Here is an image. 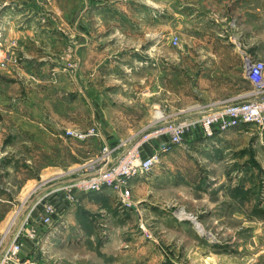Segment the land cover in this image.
Masks as SVG:
<instances>
[{
    "label": "rangeland",
    "instance_id": "rangeland-1",
    "mask_svg": "<svg viewBox=\"0 0 264 264\" xmlns=\"http://www.w3.org/2000/svg\"><path fill=\"white\" fill-rule=\"evenodd\" d=\"M5 1L23 4L38 13L39 22H47L49 31L18 39L6 40L3 36L1 42L0 264H6L3 256L10 241L20 248L16 255L20 264H264V172L255 166L258 161L253 149L245 147L252 134L264 144V125L242 126L250 129L240 133L244 136L232 150L234 159L226 165L233 164L227 173L250 162L256 175H231L225 186H219L217 177L223 170L217 165L219 143L206 138L204 146L186 141L189 133L202 130L197 124L186 128L180 143L160 155L156 170H205L204 193L185 192L186 188L131 192V178L120 190H110L116 198L107 216L106 207L85 208L91 212V223L80 224L81 235L73 243L61 238L47 243L43 235L48 227L39 221L44 217L43 204H51L55 196L64 197L68 203L78 200L80 189L61 182L79 178L81 170L103 164L100 134L107 137L112 156H118L139 133L182 114L159 111L165 115L156 119L151 109L153 63L138 65L137 54L152 58L156 54L163 59L205 55V47L188 45L193 37L191 24L186 21L192 11L187 4L199 5L203 13L202 0H172V6L170 0H156L157 8L168 17L163 15L161 25L147 24L141 32L122 30L123 0L0 3ZM131 2L135 10L125 16L130 24L137 22V5L154 7L153 0ZM226 5L227 20L233 21L230 35L239 49L256 50L252 61L264 63V0H227ZM86 6L87 14L76 24L75 19ZM171 12L178 14V23L172 28ZM157 38L163 44L155 53L150 46L143 48ZM91 129L98 135L79 141L66 135L70 130L86 133ZM150 140L142 142L141 148H147L144 155L140 154L142 158L156 150ZM44 185H49V191L34 198ZM249 185L251 191L245 189ZM138 197L151 203L139 207L140 218L129 211L131 200ZM52 205L55 210L59 208ZM85 225H90V231L84 229Z\"/></svg>",
    "mask_w": 264,
    "mask_h": 264
},
{
    "label": "crops",
    "instance_id": "crops-1",
    "mask_svg": "<svg viewBox=\"0 0 264 264\" xmlns=\"http://www.w3.org/2000/svg\"><path fill=\"white\" fill-rule=\"evenodd\" d=\"M153 1V8L149 7L146 9L141 3L137 5L136 7L139 8L137 12V22L130 24V21H125V16L131 14L133 8L135 10V7H133L135 3H132L131 0H123L122 17L124 24H122V30L141 32L147 28V24L155 23L153 24L154 27H156V24L161 25L162 16L164 15L167 18L168 14L163 12L160 8H157L158 6L155 5L156 0ZM202 2L205 4V11L203 13H201L199 5L195 3L187 4L192 8V11L191 14L186 16V21L188 24H191V26H189V32H191V36L193 37L189 39L188 45L190 47H205V55L181 54L179 57L169 56L168 58L163 59L160 55L158 56L156 54L153 58L151 56L137 54L139 58L138 65H144V63L149 64V61L153 63L155 79L152 91L154 104L151 109L157 114L156 119H161L162 116L165 115L161 113L163 111H176L182 112V114L171 116L170 119L165 122L177 119H186V121L194 120L203 114H200V112L213 111L221 108V106L227 103L235 102L237 100H245L252 89V86L246 77V67L248 63L252 61V56L257 55L256 50L245 51L239 49L240 46L238 45L237 40L230 35L233 21L227 20L225 14L227 0H202ZM203 3L202 5H204ZM169 4V6H172V0H170ZM254 8L257 9V7ZM88 10V6L83 10H80L75 19L76 24L82 20L83 15L87 14ZM261 11L264 12V8H261ZM7 15L9 16L7 17ZM177 15L178 14H172V12L169 14L170 28L173 27V23H178ZM39 18L40 15H38V13L31 11L29 7H26L23 4L13 3L12 1L1 2L0 47L3 36H6V40L18 39L21 36H33L34 32L37 31L38 33L49 31V24H47V22L40 23ZM240 22H242V19H238V23ZM199 25L200 27H198ZM44 41L43 38L42 42ZM162 44V39L157 38L150 41L149 45L147 46L146 44L143 48L150 46L155 53L158 48L162 47ZM182 61L185 63L182 64ZM163 121L155 124L151 129L145 131V133L144 131L139 133V135L135 137V141L132 144L126 145L123 150L119 152V155L140 140L143 135L151 132L153 128L165 123ZM242 126L245 125H240L235 129L232 128L220 134L215 132L212 137L205 136L203 131L198 128L196 130L197 132H191L186 137V141L192 143V145L201 142L204 146L205 138L211 143H219V146L216 148L218 149L217 165L223 167L221 174L217 177L219 186H225L227 178L231 175H238L239 177L241 176V178H244L248 174L251 175L253 173L250 162H246V164L241 163L239 169L234 167L233 170H229V172L226 173V169H231L233 165L226 166L228 162H231L234 159V152L232 150L234 148L236 149L235 144L239 139L243 138L242 136H244L240 133H243L244 130L250 129L242 128ZM197 127L200 126L198 125ZM232 130L235 131L230 132ZM131 135L132 134H129L128 136L131 137ZM253 136L254 135L252 134V140H249V142L245 144V147L253 149L256 153L254 158L258 161L255 166H260L261 169L259 172H264V144L259 142V138H254ZM163 140H165V137L153 138L150 140V144H152L157 150L158 145ZM99 142L100 147L101 144H107L109 141L105 135L100 134ZM99 142H97V144ZM79 143L85 145V143ZM142 146L143 143L140 145L139 150L140 154L144 155L147 148H141ZM157 167L146 176L132 179L130 182L131 192L135 190H180L183 188H186L185 192L189 190L192 192L196 190L202 191L203 193L205 192V170H156ZM247 170H250L251 173H247ZM253 174L256 175V172ZM195 175L198 176L195 177ZM67 182H70V180L68 181L67 179V181H62L61 183L63 184ZM249 187L251 186H245V189L248 190ZM49 188V185H44V187L34 195V198L41 196L42 194L44 195L49 191ZM249 190L251 191L252 188ZM61 197L55 196L54 199L49 201V203L55 204L59 207L57 211H60L62 215L57 213L53 224L49 226L47 228L48 230L44 233L43 236H45L47 243H49L52 238H61L60 240H66V243L76 242L81 235L80 224L86 221L91 223L89 218L91 212L85 211V208L88 209L95 206L100 208L106 207L108 213L105 211V214L107 216L113 209V201L116 198L115 194L110 190H103L98 193L79 194L77 196L78 200L75 203H68L64 197ZM254 200L253 202L257 203V200ZM249 204H252L251 198ZM147 205H151V203H149L148 200H145V198L138 197L135 201L131 200L129 211H133L137 217L140 218L141 214L139 207H147ZM158 208L163 209L161 206H158ZM164 212L166 213L165 210ZM166 216L167 215H163V217ZM84 227H86L84 228L86 231H90L87 229H91L90 225H85Z\"/></svg>",
    "mask_w": 264,
    "mask_h": 264
},
{
    "label": "built area",
    "instance_id": "built-area-1",
    "mask_svg": "<svg viewBox=\"0 0 264 264\" xmlns=\"http://www.w3.org/2000/svg\"><path fill=\"white\" fill-rule=\"evenodd\" d=\"M173 43L174 45L177 44L176 38H173ZM246 77L252 89L245 100L227 103L221 108L203 113L192 122L174 120L158 125L151 132L143 135L138 140L140 142H136L138 144H133L117 157L115 155L112 156V148L110 151L108 145L103 144L101 152V157L104 159L101 161L103 164L95 168L92 166L84 171L81 170V174L78 175L79 178L73 179L64 185L77 186L80 189L79 194L95 193L103 190H120V187L124 186L126 181L131 178L146 176L154 170L159 162L160 155L168 153L174 145L180 143L186 128L190 126L199 124L204 135L212 137L215 132L220 134L240 125H264V63L249 62L246 67ZM66 135L78 140H84L93 135L97 136L98 133L93 129L88 130L86 133L70 130ZM160 137H165V140L158 145L157 150L142 158L139 145L149 138ZM42 211L44 217L39 221L46 224V227L51 226L54 222V217L57 215V210L52 204L45 203ZM19 249L18 245L10 241L5 249L6 251L4 250L6 253L3 256V261L9 264L10 262L7 261L14 260L18 264L20 260L16 255Z\"/></svg>",
    "mask_w": 264,
    "mask_h": 264
},
{
    "label": "bare ground",
    "instance_id": "bare-ground-1",
    "mask_svg": "<svg viewBox=\"0 0 264 264\" xmlns=\"http://www.w3.org/2000/svg\"><path fill=\"white\" fill-rule=\"evenodd\" d=\"M109 147V149H110V151H111V147L110 146H108ZM74 170V169H73ZM57 177H58V175H57ZM26 201V200H25ZM20 210V209H19ZM19 212V211H18ZM15 218V217H14Z\"/></svg>",
    "mask_w": 264,
    "mask_h": 264
}]
</instances>
